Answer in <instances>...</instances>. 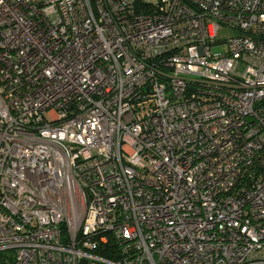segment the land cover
<instances>
[{
	"label": "built area",
	"instance_id": "built-area-1",
	"mask_svg": "<svg viewBox=\"0 0 264 264\" xmlns=\"http://www.w3.org/2000/svg\"><path fill=\"white\" fill-rule=\"evenodd\" d=\"M137 1L0 0V252L264 264V0Z\"/></svg>",
	"mask_w": 264,
	"mask_h": 264
},
{
	"label": "trees",
	"instance_id": "trees-1",
	"mask_svg": "<svg viewBox=\"0 0 264 264\" xmlns=\"http://www.w3.org/2000/svg\"><path fill=\"white\" fill-rule=\"evenodd\" d=\"M140 6V0L137 1ZM114 245H106L102 246L101 249H99L97 252L101 255L107 256V257H115L114 256ZM14 255L11 251H2L0 252V264H11L13 262Z\"/></svg>",
	"mask_w": 264,
	"mask_h": 264
}]
</instances>
